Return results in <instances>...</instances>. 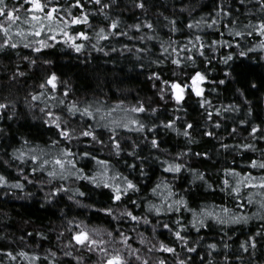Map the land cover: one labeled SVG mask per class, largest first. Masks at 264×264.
I'll return each instance as SVG.
<instances>
[{"label": "snow or ice", "instance_id": "1", "mask_svg": "<svg viewBox=\"0 0 264 264\" xmlns=\"http://www.w3.org/2000/svg\"><path fill=\"white\" fill-rule=\"evenodd\" d=\"M123 0H17V3L9 6L7 0H0V51L11 48L16 49L19 45L30 48L34 53L45 55L44 49L57 46L53 42H62L75 53H85L90 48L95 52L104 53H129L135 54L140 60L143 54L150 53L148 47H136L129 44H121L120 48L112 46L109 42L115 37H129V33L135 30L141 33L130 37L139 41H151L158 37L154 34L156 24L148 17V8L151 0H132V7L140 10L144 19H139L132 24H125L121 29L122 13H116ZM182 3L183 0H180ZM240 7L237 8L236 4ZM250 5L246 13L236 12ZM213 10L207 16L199 19H191L184 27L192 31L184 40L178 41L171 37L162 41L159 45L161 56L151 61L153 64L161 65L170 62L175 70H170V76L165 78L163 69L153 71L149 79L153 81L152 87L156 90L158 101L173 104V111H180L183 104L190 96L197 98V104L204 109L206 117L202 136L223 140L217 135L215 129L221 128L219 116L229 112H241L240 104L221 105L213 107L212 101L206 95L207 83L225 84V80L211 81L208 68L198 69L195 67L198 58H202L209 66L216 59V54L221 49L227 48V53L220 57V62L229 65L234 56L248 57L250 53L264 51V0H213ZM186 9L181 8L183 13ZM96 15L103 17L101 26L94 27L91 21ZM191 15V13H190ZM242 17V18H241ZM168 21L170 32H180L177 20L164 17ZM227 21L222 25V21ZM22 22V25L20 24ZM76 26H89V30H77ZM225 27L231 39H215L206 43V32L203 29H218ZM148 30V31H145ZM152 32L153 35H149ZM223 37V32H217ZM256 37L253 44L250 38ZM104 41L105 46L100 42ZM119 43V41H117ZM235 48L236 51H232ZM210 53V55H206ZM264 59V57H262ZM31 65H36L37 60L30 56L22 57ZM51 60L41 61L42 65L50 66ZM190 71H185L189 66ZM144 68L143 63L139 64ZM226 75L231 76V72ZM25 73L20 71L19 66L12 73V79L24 77ZM251 87H256L252 84ZM216 91V89H213ZM241 96L242 89H237ZM71 84L62 79L55 71H46L42 82L36 90L24 98V103L29 111H38L39 116L33 115V120H39L37 133L43 137L51 133L46 140H34L30 136L21 135L20 146L12 150L8 160H2L8 168L15 164V171L19 174L18 179L10 181L8 176L0 172V191L7 196V189L24 191L27 184H37L41 188L47 187L44 194L46 202H59L62 197H67L77 207L87 210L91 215L88 219H80L78 216L67 218L62 221L63 233H59L62 251L48 249L42 257L39 252L21 249L18 253L8 249L7 246L0 248V264L5 261L14 262L19 258L27 261V264H38L43 258L45 264H60L58 255L74 257L76 264H87L93 256H96L95 264H194L190 254L199 255L197 247L192 244L190 228H195L197 234L201 229L215 227L216 225H240L247 223L253 217L264 220V152L260 158L250 159L249 165L253 170H259V175L252 171H240L236 167H226L220 170L221 176L218 180L220 191L231 198L234 207L225 204L216 205L212 203H196L190 197L194 196L193 189L206 187L216 190L217 183L211 182L206 173L198 168L190 167L189 156L209 158L208 151L194 152L191 148L181 150L174 155L167 154V150H161L163 143L159 138L160 129L172 130L177 135H182L189 143H196L192 130L196 125L189 120H184L182 127H177V121L181 118L174 116L170 119L160 120L159 110L163 106L149 99L137 100L134 104H128L124 99L112 102L100 97L93 96L91 99L74 97ZM16 100L10 97H0V120H13L18 116L16 111ZM250 103V102H249ZM211 109V111H209ZM10 113V114H9ZM253 110L247 109L245 117L238 121L239 125H249L248 137L255 140L257 136L264 140V119L260 123H252ZM157 121H159L157 123ZM211 122V127L208 122ZM247 130V129H246ZM238 128L233 127L230 136L237 134ZM132 135L141 134L145 144L143 147ZM5 128L0 126V137L11 140L14 137L5 136ZM107 136L105 140L103 137ZM11 146V145H10ZM83 146V147H81ZM144 147L160 152L156 160L160 162L165 173L174 174L171 181L162 176L148 191L153 199L147 197L139 200L132 199L142 191L138 178H143L146 173L143 166L147 157H141L140 151ZM224 150L247 149L256 151L254 143L228 144L220 143ZM130 149V151H129ZM107 150V159L101 158L99 153ZM127 153L133 161H124L128 168V175L117 169L113 159ZM4 155H8L7 152ZM180 158H185L180 162ZM138 161V163H137ZM120 161L118 160L117 163ZM92 168L89 169L88 165ZM29 174H37L29 179L26 174V166ZM191 174L192 179L187 188H176L182 172ZM46 173V176L43 175ZM135 174V176L133 175ZM87 181L93 186L88 192L82 190L79 182ZM247 192V198L244 193ZM14 194V193H13ZM31 193H25L30 197ZM90 201L85 203L84 201ZM196 203V207H191ZM255 205L256 211L251 215L240 211L246 206ZM142 209L136 214V210ZM184 212L190 214L186 219ZM172 213H180L176 219L169 218L164 222L161 217ZM83 214V213H82ZM92 217L104 221L102 225H93ZM155 219V223H153ZM214 221V224H210ZM115 222V223H113ZM134 222V224H133ZM126 224H132L125 228ZM151 225V236L137 231L139 225ZM168 231L171 240L161 239L157 229ZM221 227V231H223ZM68 233L67 243H63L62 237ZM131 233H136L135 237ZM44 236L43 232L37 233ZM31 235V233H29ZM257 238L264 240V224H261L253 236L242 241L239 245L243 253H249L248 264H255L254 257L258 245ZM22 239V238H21ZM138 239L141 247H134L133 242ZM203 240L199 237L197 244ZM179 242V243H177ZM209 257L208 264H213V252L220 245L213 242L207 246ZM225 249L230 245L223 244ZM179 249V250H178ZM74 253L75 256H74ZM170 254V255H164ZM183 255V258H182ZM234 255V254H233ZM264 256V253H261ZM244 264L240 256L235 257ZM232 256L225 255L223 264H231ZM200 264H205L201 257Z\"/></svg>", "mask_w": 264, "mask_h": 264}, {"label": "trees", "instance_id": "2", "mask_svg": "<svg viewBox=\"0 0 264 264\" xmlns=\"http://www.w3.org/2000/svg\"><path fill=\"white\" fill-rule=\"evenodd\" d=\"M7 2L9 6H12L17 3V0H7ZM20 2H23V0H20ZM213 6V0H183L182 3L180 0H151L147 18L152 19L156 24L154 34L158 38L151 41L130 39V37L141 34L132 30L129 33V37H115L109 42L118 49L121 44H129L130 46L141 48L148 47L151 50L150 53L143 54L140 60L136 59L135 54L109 53L105 55L104 53L95 52L90 48L87 50V55L85 53L77 54L62 42H53L57 46L44 49L45 55L34 53L32 49L25 48L22 44L16 49L7 48L0 51V97H10L16 100V111L18 113V116L14 117L11 121L6 119L0 120V126L5 128L4 135L14 137L11 140H5L4 137H0V161L8 160L13 148L20 146L19 138L21 135L30 136L37 141L46 140L52 135L51 133H46L43 137L39 136L35 127L39 125V120H33L32 116H39L40 114L38 111H29L27 105L24 103V98L36 90L38 84L42 82V77L46 74V71H55L62 79L67 80L71 84L74 97L91 99L93 96L100 97L103 95V98L106 100L115 102L124 99L128 104H134L137 100L151 98L154 101L153 107H156L157 102L163 105L159 110L160 120L179 116L181 119L177 121V127H182L184 120L195 123L196 127L192 130V135L196 143H189L182 135H177L172 130L165 131L161 128L158 134L160 140L163 141L160 145L161 150H167V154L169 155H174L181 150H185L186 146L194 152L208 151L210 156L209 158H205L203 163L199 157L189 156L186 159L190 167L204 171L211 182L217 183L216 190L213 191L206 187L194 188L192 190L194 196L190 197V200L194 199L196 203L203 202L209 205L212 203L216 205L225 204L230 208L234 207L231 198L220 191L218 180L221 176L220 170L230 166L244 172L252 171L254 175L260 174L259 170L250 168L249 160L261 157V153L264 152V140L259 139V136L255 140L250 139L248 137L250 126L239 125L238 121L245 117L249 107L253 110L252 117H249L252 123H260L264 119V59H262L264 51L250 53L248 57L234 56L229 65H224L220 62V57L224 56L228 51L227 48H224L216 54V59L213 60L211 66L206 61H203L202 58H198L196 61V68H208L211 81L218 82L221 79L225 80V84L223 85H219L218 83L206 84V95L212 101L213 107L227 106L228 104L241 105V112H229L218 117L222 126L219 129H215V131L223 140L201 135L205 127L206 117L203 115L204 109L197 104V98L194 95L187 98L180 111L174 112L172 103L165 104L158 101L156 90L152 87L153 81L149 79L153 71L163 69L164 77L168 78L171 74L170 70H175L170 62L161 65L151 62L162 55L159 47L160 43L167 41L170 37L182 42L185 36L195 31L194 29H186L184 25L193 18L206 17L213 10ZM236 7L239 8L240 5L237 3ZM248 7L250 5L246 3L245 8L240 9V12H236L235 15L240 16L241 12L246 13ZM181 8H185L186 10L181 13ZM117 13H122L124 23L121 24V29L124 28L125 24H132L139 19L145 18L140 10L132 7V0H123L113 15ZM164 17L176 19L177 27L181 31L176 33L170 32L168 21ZM2 19L0 18V20ZM103 22V17L96 15L91 21V25L98 27ZM226 23V20L222 21V25ZM20 24L23 26L22 22ZM76 27L77 30H89V26ZM145 31L148 30L145 29ZM202 31L208 34L205 38L206 43L215 39H231L226 28L223 26L218 29L205 28ZM217 32H223V37L215 34ZM149 35H153V33L149 32ZM2 39L3 36L0 33V40ZM250 40L254 44L256 37H252ZM100 44L107 47L104 41H101ZM232 51H236L235 48ZM206 55H210V53H206ZM24 56H30L32 59L37 60V64L31 65L28 61L22 60ZM43 60H51L53 63L50 66L42 65L41 61ZM140 63H143L145 67L140 68ZM17 66H19L20 71L25 73V76L13 80L12 73L15 72ZM191 67L193 66L190 65L185 71H190ZM228 72H231V76L226 75ZM252 84H255L256 87H251ZM213 89H216V91H213ZM237 89H242L244 95L241 96L237 92ZM74 97H70V99ZM208 126L211 127L210 121L208 122ZM233 127H237L238 132L230 136L229 133H231ZM128 135H131V138L140 143L142 147L145 144L141 134L132 135L128 133ZM103 138L106 140L107 136L105 135ZM222 142L233 145L245 142L254 143L256 151L247 149L239 151L235 149L224 150L220 148V143ZM149 151V147H144L143 151L139 152L141 157H147L148 159L143 166L146 175L143 178L137 177L142 191L132 196V199L138 200V202L145 197L153 199L152 193L148 190L162 176H166L171 181L174 175L165 173L160 162L156 160L160 152L151 150V155H149ZM5 152L8 155H4ZM99 155L104 159L109 158L107 150L101 151ZM184 159L180 158V162H184ZM118 160L120 161L119 163H117ZM124 161L133 162L128 154L124 153L122 159L117 157L113 159L112 163L117 169L128 175V168L125 166ZM30 167L31 165L26 166V174L29 175V179H32L33 176H40L39 173L29 174L27 168ZM88 168L91 169L92 165L89 164ZM0 172L8 176L10 181L20 178L19 174L15 171V164L12 168H8L7 165L0 162ZM43 175L46 176V173ZM133 175L135 176V174ZM180 177L176 181L175 187L187 188L188 182L192 179L191 174L185 171L180 174ZM79 183L87 185L86 187H82V190L85 192H88L93 187L88 185L87 181ZM6 191L9 192L7 196L3 194V191H0V248L7 246L8 249L14 250L16 253L23 249L29 252H39L43 257L48 249L62 251L61 240H58L57 236L59 233L64 232L62 221L65 219V213H67V218L69 219L72 216L88 219L91 215L87 210H83L71 201H68L67 197H62L59 202L55 203L46 202L44 199V194L48 191L46 186L41 188L37 184L26 183L24 191L12 189H7ZM25 193H31L32 195L26 197ZM244 198H247V192L244 193ZM84 202L89 203L90 201L85 200ZM196 203H192L191 207H196ZM141 211L142 209L136 210V214L139 215ZM240 211L251 215L252 212L256 211V206L249 205ZM179 215L180 213L175 215L168 213L162 216L161 219L167 222L169 218L174 220ZM183 215L186 219H190L189 213L184 212ZM155 222V219H153V223ZM91 223L93 225H102L105 222L92 217ZM209 223L214 224L215 222L210 221ZM261 224H264V220L253 217L247 223L240 225H216L215 227L204 228L200 230L199 234H197L195 228H190L189 232L192 240L190 246L197 247L199 253V255L190 254L193 257L194 264H200L201 257L204 258L205 264H208L209 257L206 246L213 242L220 245L213 252V264H223L225 255L232 256L231 264H241L240 260L235 259L236 256H240L244 264H248L251 249L249 253H243L239 245L242 241L248 239V237L253 236ZM132 226V224H126L125 228ZM221 227H223V231H221ZM137 231L151 236V225L141 224L137 226ZM39 232H43L44 236L38 235L37 233ZM157 232L158 234H162L160 236L161 239H172L166 229L158 228ZM135 235L136 233H131L132 237H135ZM199 237H203V240L197 244ZM62 240L63 243H67L68 233H64ZM257 240V254L254 257V261L255 264H264V256L261 255V253H264V240L260 238H257ZM130 242H133L134 247H141L138 239ZM223 244H228L230 247L225 249ZM96 259L97 257L93 256L88 260L87 264H95ZM58 261L60 264H76L74 257H64L63 255H58ZM5 264H9V262L5 261ZM11 264H27V261L18 257ZM38 264H45L43 258Z\"/></svg>", "mask_w": 264, "mask_h": 264}]
</instances>
